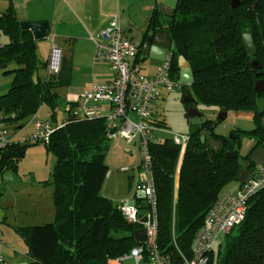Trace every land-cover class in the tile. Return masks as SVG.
I'll use <instances>...</instances> for the list:
<instances>
[{"label":"trees","instance_id":"16d2710c","mask_svg":"<svg viewBox=\"0 0 264 264\" xmlns=\"http://www.w3.org/2000/svg\"><path fill=\"white\" fill-rule=\"evenodd\" d=\"M239 1L240 5L233 8L231 0H179L174 16L165 18L157 7L138 45L137 60L141 62L146 36L166 31L173 42L171 77L179 80L178 59L183 55L195 81L182 84L181 90L191 93L197 107L202 104L228 112H254V127L233 129L234 138L213 129L212 137L223 143L218 151L201 141L200 132L220 118H207L204 124L193 125L181 158L180 146L171 137L150 144L157 195V243L161 252L175 261L182 260L180 252L192 257V243L207 212L222 188L237 178L243 160L250 158L252 149L246 155L238 154L236 146H241V136L256 138L257 145L264 141V111L257 110V99L264 98V88L255 89L256 81L264 80V0H259L250 17L246 12L254 0ZM24 22L13 1L0 13V34L9 38L0 45V66L6 69L16 65L5 70L13 75V81L0 95V115L8 120L15 114L13 122L17 124L47 104L51 109L49 118L58 125L59 95L52 88L62 82L64 74L58 82L49 80L47 61L39 59L38 41L30 29L23 27ZM247 32L253 34L258 47L254 55L248 54L243 44ZM252 59L262 67L254 70ZM185 105L187 109L190 106ZM158 123L167 127L164 120L158 119ZM111 142L105 119L97 118L68 122L56 129L45 144L56 155L55 219L45 225L15 227L26 244L30 263L105 264L108 258L124 255L142 244L135 237V232L143 228L142 222L127 221L119 205L101 194L109 171L105 159ZM27 146L0 149V182L6 171H17V162L25 156ZM227 149L238 157L227 158ZM255 165L251 162L249 168ZM135 203L140 210L148 209L145 199L136 198ZM224 238L218 241L217 250L210 252L208 264H264V189L249 199L244 220Z\"/></svg>","mask_w":264,"mask_h":264},{"label":"built area","instance_id":"2783aa9c","mask_svg":"<svg viewBox=\"0 0 264 264\" xmlns=\"http://www.w3.org/2000/svg\"><path fill=\"white\" fill-rule=\"evenodd\" d=\"M91 39L95 43L94 60L107 62L113 71V78L93 83L76 98L70 99L66 107L68 116L59 125L48 118L34 115L32 131L22 138H17V126L13 122L15 114H11L8 120L0 115V149L22 144H48L56 129L68 122L104 118L111 141L124 140L128 145L134 144L138 148L139 168L144 174V180L136 188L144 192L148 206L145 220H142L141 210L134 200L120 202V211L127 221L142 222L146 240L124 255L108 258L105 264H208L215 244L244 220L249 199L264 189V164H256L251 179L242 183L235 192L224 193L211 206L204 224L194 237L191 258L180 252L182 260L175 261L171 255L162 253L157 243V195L149 146L166 138L158 136V132L170 133L169 137L180 146L182 157L190 139L189 134L168 131L159 125L154 114L156 102L162 93L181 90L183 83L171 77V50L157 66L155 74L148 75L142 71L140 61L137 60L138 45L126 34L118 16L97 35H91ZM64 56L63 49L53 40L47 60V74L52 80L58 81L67 68ZM129 169V166L121 167V171ZM128 259L131 261L127 262ZM0 264L26 263L7 259L0 254Z\"/></svg>","mask_w":264,"mask_h":264},{"label":"crops","instance_id":"0c3cea01","mask_svg":"<svg viewBox=\"0 0 264 264\" xmlns=\"http://www.w3.org/2000/svg\"><path fill=\"white\" fill-rule=\"evenodd\" d=\"M9 3L10 2L7 1L4 3L5 6L2 8L3 10H1V12L8 7ZM13 3L20 20L46 21L48 23V34L46 38L49 41V48L45 61L48 60L51 42L54 40V42L59 45L65 53L64 57L66 67H68V65H77V67H80L78 68V71L88 76V80H86L84 85L79 88L80 90L69 92L67 97V100L69 101L70 99L76 98L84 88L90 86L91 84L105 82L112 79L114 76L113 71L107 62L94 60L93 64L91 63L92 57L94 59L93 52H95V43L91 39V35H97L114 17L118 16L121 19V23L126 34H128L131 38V35H140L143 38L145 32L147 31L154 9L158 7L160 0H18L16 2L13 1ZM162 17L165 18L167 16L162 14ZM52 35H54L53 40ZM37 41L39 42L40 40ZM85 49L88 51L87 56L83 53ZM167 52H169V50ZM85 59L89 61V65L91 66L86 71H83L81 69V64ZM145 61L149 62L147 59H145ZM150 65L152 68H150L148 72L144 73L153 75L155 74L158 65H153L151 63ZM62 74H65V70ZM68 101L63 106L65 115L67 113L66 107L68 105ZM209 111L212 114L220 113L221 119L227 117L229 113L226 112L225 116L223 109L217 108H212ZM235 112L244 121L248 123L253 122V111ZM36 114L41 116L39 111ZM34 115L15 125L17 126L16 130L18 132L17 138H22L32 131V120ZM43 118L50 119L49 117ZM58 119L59 124L64 121V119L61 120L59 117ZM256 142V138H252L248 151L252 149L251 147H253ZM131 147L138 151V148L134 144ZM131 147L127 144L124 147V151L126 153L132 152ZM139 162L133 166V169L139 171L140 173L142 171L139 168ZM129 170H131V168ZM143 180L144 174L137 175L136 180L133 179L131 187L135 196L127 198L126 200L135 201L136 198H140L142 200L144 199L142 198L141 190L136 188V186L142 183ZM23 183L24 179L19 174L18 170H8L2 176L0 187L2 188V186L11 185L20 186ZM3 199L4 201L1 202ZM22 202L24 201L4 198L3 194L0 196V254L4 255L7 259L30 263L31 259L27 255L25 242L16 232L15 227L40 226L53 222L55 219L53 193H51L50 198L48 197L46 202L41 201L34 203V205L28 202L26 204H20ZM10 206H14L11 211L15 208V213H13V215L10 214ZM19 213L21 216L25 215L23 219H21ZM144 214L145 210L141 209V219L144 218ZM16 235H19L20 238L18 239Z\"/></svg>","mask_w":264,"mask_h":264},{"label":"rangeland","instance_id":"374dc122","mask_svg":"<svg viewBox=\"0 0 264 264\" xmlns=\"http://www.w3.org/2000/svg\"><path fill=\"white\" fill-rule=\"evenodd\" d=\"M18 1V0H0V12L5 6V2ZM132 40L139 45L143 38L140 35H131ZM9 41V38L0 34V45H3ZM49 41L47 38L42 39L38 42V56L42 61L46 60L48 54ZM87 56V49L83 52ZM94 53V52H93ZM92 53V56H93ZM94 59L92 57L91 63L93 64ZM98 63V62H97ZM89 61L83 60L81 64V69L86 71L90 68ZM141 67L143 72H148L152 66L149 62L142 58ZM16 65L11 64L6 69L14 68ZM77 65H68L65 69V74L63 76L62 82L56 84L52 89L59 95V105L57 108L58 117L62 120L66 117L63 110V106L67 103V97L69 92L80 90L79 88L84 85L85 81L88 80L86 74H82L78 71ZM4 68H0V95L6 93L12 85L13 75L5 73ZM46 74V71H42ZM50 81L52 79L48 77ZM184 92L177 89L173 92L167 93L163 92L162 97L157 100L155 107V117L165 121L166 129L170 132H186L189 133L194 129L191 123V118L187 115L188 109L186 108V103L183 98ZM198 108L204 113V119H217L220 121H215L214 132L218 134H223L228 137L234 138L231 131L235 128L241 129H251L254 127V123H248L241 119L238 114L234 111H230L228 116L221 119L220 113H211L209 110L212 108H206L202 104H198ZM39 114L42 117H50L51 109L47 104H44L39 109ZM250 122V121H249ZM160 137H169L170 133H157ZM252 137L242 135L241 146H236L239 155H246L249 144L251 143ZM127 143L124 140L115 139L111 142L110 150L105 159V164L108 166V175L105 178L104 184L101 188V194L112 199L114 205H119L122 200L134 197V191L131 187L133 179L136 180L137 175H143L142 172L133 169V166L139 162L140 155L138 151L132 148V152L126 153L124 147ZM124 146V147H123ZM56 164V155L47 148L45 144H28L25 152V156L17 162V170L19 174L23 177L24 183L22 185H11L2 186L1 190L4 198L10 200H22L24 202L20 204L34 203L48 200L51 193L55 190V183L53 181V169ZM129 166L131 170L121 171L120 168L123 166ZM144 200V199H143ZM1 200V202H3ZM11 204V203H10ZM14 206H10V211ZM21 209V208H20ZM19 209V210H20ZM14 210L10 214L13 215ZM20 215V213H19ZM25 216V215H24ZM21 216V219L24 218ZM14 221V218H13ZM19 239L20 236L16 235ZM224 236L221 237L219 242L224 241ZM219 242L214 246L217 250ZM26 245V244H25ZM26 247V246H25ZM128 259L127 262H130ZM33 264V263H26Z\"/></svg>","mask_w":264,"mask_h":264},{"label":"water","instance_id":"95a60500","mask_svg":"<svg viewBox=\"0 0 264 264\" xmlns=\"http://www.w3.org/2000/svg\"><path fill=\"white\" fill-rule=\"evenodd\" d=\"M179 0H160L158 5L159 11L167 17H173L175 14V10L177 8ZM259 0H254L247 10V15L250 17L253 9H256ZM240 5L239 0H231V7L235 8ZM23 27L26 29H30L34 35L36 40H42L47 37L48 34V23L46 21H25L23 23ZM172 40L166 31H157L149 33L144 39L141 47L142 56L147 59L153 65H160L162 60H164L166 53L168 50L172 49ZM243 44L248 54L254 55L258 47L255 43L254 37L252 33H244L243 34ZM251 67L255 69H259L262 67L261 63L257 59H252L250 61ZM178 67H179V81L183 84L191 85L195 81L194 72L190 66L189 61L182 55L178 59ZM3 68V65L0 66ZM260 75L261 73H257ZM264 88V80L259 79L256 81L255 89L260 91ZM184 101L185 103L190 104L188 107V116L191 118V123L193 125H202L205 122L202 111L196 106L195 99L191 95L189 91L184 93ZM257 110L259 112L264 111V98L257 99ZM227 110L223 109V113L226 116ZM223 116V117H225ZM214 125H211L209 129H203L200 132V139L203 143L207 142L210 147L216 151L220 150L222 147V141L215 139L212 137ZM254 147V146H253ZM252 147V148H253ZM225 156L227 158L236 159L238 154L234 151L227 149L225 152ZM253 162L255 164H264V142L263 144L256 148L250 154L249 159L243 160V167L240 169L239 174L235 180L227 183L219 193V197H221L224 193L235 192L242 183L247 182L253 176V169L249 168L250 163ZM142 198H144V192L141 191ZM145 220V217L142 219ZM135 237L139 243H142L146 240V231L145 228H141L135 232Z\"/></svg>","mask_w":264,"mask_h":264},{"label":"flooded vegetation","instance_id":"af4514ba","mask_svg":"<svg viewBox=\"0 0 264 264\" xmlns=\"http://www.w3.org/2000/svg\"><path fill=\"white\" fill-rule=\"evenodd\" d=\"M256 141H257V139H256ZM263 142H264V141H263ZM263 142L260 143L259 145H257V144H258V141H257L256 144H255L256 147H255V148L253 147L254 149L251 147V148H252V151H254L256 148L260 147V146L263 144ZM255 145H254V146H255ZM250 151H251V149H250ZM250 151H248V153H249ZM251 153H252V152H251Z\"/></svg>","mask_w":264,"mask_h":264}]
</instances>
